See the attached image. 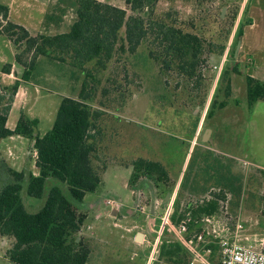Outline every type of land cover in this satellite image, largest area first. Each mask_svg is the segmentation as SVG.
<instances>
[{"label":"rangeland","instance_id":"rangeland-1","mask_svg":"<svg viewBox=\"0 0 264 264\" xmlns=\"http://www.w3.org/2000/svg\"><path fill=\"white\" fill-rule=\"evenodd\" d=\"M27 1L16 0L15 18L20 19L22 13L28 15L29 12L39 18L42 3L48 10L47 15L66 11L69 20L71 15H75L71 9L73 0ZM110 1L125 4V0ZM228 1L231 2L229 6L226 0H158L155 5L157 14L176 12L179 21H194L199 34L208 41L227 45L223 56L211 55L210 63L200 67V81L194 79L186 84L185 78L175 71L161 74L155 65H143L140 56L126 58L129 52L124 53L119 61L113 58L106 68L96 69L95 78H90L95 91L89 103L100 113L97 118L100 129L92 131L96 134L99 149L94 162L99 166L105 162L109 167L102 174V186L96 192H88L80 208L88 215L80 232V237L91 247L87 264L155 263L162 240L175 237L164 228L158 240L162 217L171 204L173 210L176 203L181 208L188 205L197 207L223 193L214 215L216 228H222L225 223L233 227L237 221L245 223L246 228L250 227L248 217L254 213L264 218V184L261 188L264 175V99L249 109L245 77L236 75V90L232 92L228 106L217 108L213 116H207L211 100L225 98L226 82L219 78V73L231 59L229 50L239 21L242 19L246 24L251 7L257 8L258 13H262L264 7V0L263 3L246 0L240 12L238 0ZM223 8L226 11L222 15ZM219 14L224 20H218ZM51 32L54 31L48 27L43 29V33ZM14 52L13 44L0 35V94L6 97L4 106L12 107L8 116L9 127H13L21 112H25L31 118L39 119L37 134L43 136L53 127L62 98L78 97L85 75L69 64L40 56L29 77L25 78V68L16 63ZM252 56L256 60L255 65L250 66L253 75L264 80V54L253 51ZM12 61L15 64L12 65L13 76H3L1 69L6 62ZM111 78L117 80L109 83ZM113 83L115 85L111 86ZM208 128L216 130L214 135L221 130L222 143L217 146L218 151L212 148L215 145L211 142V133L208 139L203 140ZM34 151L31 140L26 137L15 135L1 139L0 188L9 180L4 164L11 167L14 164L16 168H13H25L32 173L37 171ZM212 152L217 153V162L210 158L209 153ZM139 158L164 163L170 178L156 182L143 177L131 187L129 179L133 162ZM225 159L232 166V175L240 173L243 176L240 192L232 193L217 181L222 171L219 161ZM244 160L249 161L247 167L243 166ZM209 172L215 175V179L207 176ZM232 182H235V187L240 184L237 180ZM56 183L58 181L54 178L47 180L42 198L30 196L27 183H24L21 196L26 208L30 212L38 211L44 205L50 187ZM167 191L173 194L164 201ZM249 203L253 209H244ZM256 224L264 228V221ZM197 225L199 223L191 226L189 237L201 231ZM139 231L146 234L142 242L135 239ZM1 238L0 264H14L6 260L13 240L7 239L3 244Z\"/></svg>","mask_w":264,"mask_h":264},{"label":"trees","instance_id":"trees-1","mask_svg":"<svg viewBox=\"0 0 264 264\" xmlns=\"http://www.w3.org/2000/svg\"><path fill=\"white\" fill-rule=\"evenodd\" d=\"M157 2L125 0L126 7L122 8L100 0H73L77 18L68 32L57 34L29 31L22 24L11 20L9 7L0 3V35L13 44L15 61L25 68V78L29 77L40 56L69 64L85 75L78 97L62 98L53 127L43 136L37 134L39 119L31 118L25 112L20 114L13 128L9 127L11 105L5 107L6 97L0 94V141L21 135L32 141L33 150L38 154L37 175L4 164L9 180L0 188V236L13 240L6 253L12 263L87 264L90 261L91 247L80 237L88 215L80 208L86 194L96 192L102 186V174L109 167L108 163L103 162L99 166L94 162L99 149L96 134L92 131L100 129L97 122L100 113L89 102L95 91L90 78H95L96 69L106 68L113 58L119 61L124 53L129 52L126 58L140 56L143 65L151 63L164 75L175 71L188 84L194 79L201 80L200 67L210 63L211 55L225 54L227 45L208 41L199 34L194 21H179L177 13L173 11L157 14L154 9ZM218 20L224 19L220 17ZM244 25L241 19L234 33L230 56L227 53L231 59L219 73V78L226 82L225 98L221 101L211 100L207 109L209 117L213 116L217 108L227 106L232 95L231 76L233 73L241 74L239 62L234 59V51L243 35ZM3 70L10 73L12 64H5ZM245 79L247 103L251 109L258 100L264 99V80L251 75ZM116 80L111 78L109 83ZM107 91L108 88L105 89ZM219 164L222 165V171L221 178L217 176L218 183L232 193L237 190L240 192L242 174L232 175L228 159L219 161ZM207 176L215 179V175L210 172ZM142 177L157 182L170 178V175L164 163L139 158L133 162L130 186L134 187ZM49 178L56 179L58 183L50 187L44 205L38 211L30 212L21 196L24 183H27L30 196L42 198ZM232 180L240 183L238 187ZM222 197L223 193L197 207L188 205L181 208L176 203L172 222L178 224L190 211L193 221L189 232L191 226L198 223L202 231L205 225L202 218L217 213ZM206 246L212 248L208 255L209 261L220 264L218 243L211 241ZM192 257L191 252L176 237L164 238L158 259L153 264H189Z\"/></svg>","mask_w":264,"mask_h":264},{"label":"crops","instance_id":"crops-1","mask_svg":"<svg viewBox=\"0 0 264 264\" xmlns=\"http://www.w3.org/2000/svg\"><path fill=\"white\" fill-rule=\"evenodd\" d=\"M30 1L36 2L38 0H28L27 2H30ZM100 1L112 4L115 6H119L122 8L126 7V3L124 5H122V4L112 3L110 0H100ZM226 2L228 3L229 1L226 0ZM261 2L263 3V0H259V3H261ZM0 3H3L9 7V9H10V15H9L10 17L9 18L11 20H13L19 24H22L29 31L34 32V33H37V32L43 33V29L45 30L47 27L51 31H54V32H51V34L68 32L71 28V25L73 24V22L77 18L76 11L73 7H71V9L74 10L75 15H74V17H73V15L70 16L71 20L68 19V14L66 11L56 12V14L52 12L51 14L47 15L48 10L45 8V6L42 3V5H41L42 15H40L39 18H36L34 14L29 12L30 14H28V15L22 13L20 16L21 18L18 19V18H15L16 16H15V12H14V5L16 3V0H0ZM230 3L231 2H229L228 6L230 5ZM238 3L240 5V12H241L243 9V6L246 3V0H238ZM28 6H30V4H28ZM240 12L238 14L239 19H240V15H241ZM261 12L262 13H258L257 8H253V7H251L250 10L248 11L247 21H246L245 27L243 29V35L240 39L241 40V48L239 51L238 59H236L239 62V68L241 70V74H233L231 76L232 85H233L232 86L233 87L232 92L233 91L235 92V90H236V85H235L236 84V82H235V80H236L235 76L236 75H240L241 78L242 77L246 78L247 75H251V76L257 78L256 76L253 75L254 72L250 66L255 65V63H256L255 58L252 56L253 51H256L257 53L264 54V7H262ZM33 30H35V31H33ZM36 30H37V32H36ZM14 60H15V52H14ZM7 63H11L12 65H15L14 61L6 62V64ZM263 66H264V64H263ZM1 73L3 76L8 77L7 74H9V73L4 72V70H2V69H1ZM257 79L262 80L260 78H257ZM245 82H246V79H245ZM246 94H247V89H246ZM233 98H235V97L233 96ZM15 101H16V99H15ZM228 104H229V102H228ZM228 104H227V106H228ZM226 107H224V108H226ZM11 109H12V107H11ZM11 109H10V111H11ZM8 126H9V124H8ZM13 127H11V128H13ZM215 132H216V130L211 129V134H212L211 142L214 143V145H215L212 148L214 150H217L218 149L217 146L222 143L221 142L222 134H221V130L218 131V134H216V135H214ZM14 136L15 135L10 136V137L13 138ZM17 136H21V135H17ZM13 159H15V158H13ZM35 166H36V160H35ZM13 167H15L14 164H13ZM17 170L21 171V170H25V168H17ZM25 171L32 172L30 170H25ZM33 174L37 175L38 169ZM263 184H264V175L262 177V187L261 188H263ZM114 209H115V207H113V210ZM244 209L252 210L253 207L249 203L247 205V207H245ZM117 210H119V209H117ZM258 217H260V219ZM248 218H250V220H251L250 221L251 226L246 228V225H245V232L244 233H245V235H249L252 239L251 242H253V239L256 238L258 235H264V228H261L262 227L261 224H260L261 227L256 226L257 225L256 223L258 222V224H259V222H263L264 218L259 216L258 214H255V213H254V216H250ZM1 240H2L3 244H6L8 241L5 238H1ZM6 260H9V259L6 258Z\"/></svg>","mask_w":264,"mask_h":264},{"label":"built area","instance_id":"built-area-1","mask_svg":"<svg viewBox=\"0 0 264 264\" xmlns=\"http://www.w3.org/2000/svg\"><path fill=\"white\" fill-rule=\"evenodd\" d=\"M7 75L11 77L13 73L10 72ZM33 156L37 159L36 150L33 152ZM248 165L249 161L244 160L243 166L247 167ZM109 203L112 204L113 201H109ZM173 212L171 204L162 217L163 225L158 240L164 228L172 232L176 239L191 252L193 257L189 264L196 262L213 264L207 257L212 252V248L206 246L211 241H216L219 245L220 264H264V235L254 238L251 242V237L244 233L245 224L243 222L237 221L233 227L225 223L222 228H216L213 224L214 215L204 216L202 218L205 224L203 230L193 237H189L187 233L190 223L193 221L191 212H187L178 224L172 222Z\"/></svg>","mask_w":264,"mask_h":264},{"label":"water","instance_id":"water-1","mask_svg":"<svg viewBox=\"0 0 264 264\" xmlns=\"http://www.w3.org/2000/svg\"><path fill=\"white\" fill-rule=\"evenodd\" d=\"M226 11V8H223L222 9V15L224 14V12ZM240 48H241V40H239L237 42V45H236V48H235V51H234V57H237L238 56V53L240 51ZM211 132V129L208 128L205 132V135H204V139H207L209 134ZM172 192H168L167 195H166V199L169 200L171 197H172ZM144 237H145V233L144 232H137V235H136V241L138 242H142L144 240Z\"/></svg>","mask_w":264,"mask_h":264},{"label":"flooded vegetation","instance_id":"flooded-vegetation-1","mask_svg":"<svg viewBox=\"0 0 264 264\" xmlns=\"http://www.w3.org/2000/svg\"><path fill=\"white\" fill-rule=\"evenodd\" d=\"M207 130V129H206ZM211 133V132H210ZM204 135H205V133H204ZM204 135H203V140H206V139H204ZM209 137V136H208ZM208 139V138H207ZM194 151V150H193ZM189 153V152H188ZM187 153V154H188ZM217 153L216 152H212V153H209V156H210V158H212V159H217V155H216ZM216 161V160H215ZM217 162V161H216ZM208 170H210V169H208ZM143 178V177H142ZM161 181H163V182H165V181H167V179H162ZM168 192H171V191H167L166 192V195H167V193ZM166 195H165V197H164V201H167V199H166Z\"/></svg>","mask_w":264,"mask_h":264}]
</instances>
